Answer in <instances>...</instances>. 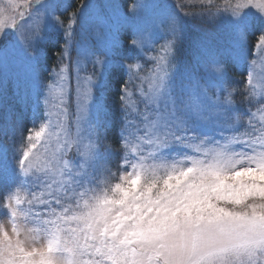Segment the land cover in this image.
Instances as JSON below:
<instances>
[{
	"label": "snow or ice",
	"instance_id": "1",
	"mask_svg": "<svg viewBox=\"0 0 264 264\" xmlns=\"http://www.w3.org/2000/svg\"><path fill=\"white\" fill-rule=\"evenodd\" d=\"M257 61L264 0H9L0 264H264Z\"/></svg>",
	"mask_w": 264,
	"mask_h": 264
},
{
	"label": "rangeland",
	"instance_id": "2",
	"mask_svg": "<svg viewBox=\"0 0 264 264\" xmlns=\"http://www.w3.org/2000/svg\"><path fill=\"white\" fill-rule=\"evenodd\" d=\"M9 4V0H0V8H6ZM50 56V60L54 59V54L53 53H49ZM254 71L259 74L261 72H264V64H261L259 61H257V64L255 66ZM257 118H259V114H257ZM0 225H2L4 227L5 231H8L9 233H11V225L10 223H5L3 219H0Z\"/></svg>",
	"mask_w": 264,
	"mask_h": 264
},
{
	"label": "trees",
	"instance_id": "3",
	"mask_svg": "<svg viewBox=\"0 0 264 264\" xmlns=\"http://www.w3.org/2000/svg\"><path fill=\"white\" fill-rule=\"evenodd\" d=\"M49 58H50V56H49ZM27 121V120H26Z\"/></svg>",
	"mask_w": 264,
	"mask_h": 264
}]
</instances>
